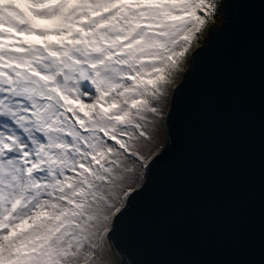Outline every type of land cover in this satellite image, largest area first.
Instances as JSON below:
<instances>
[{
	"label": "snow or ice",
	"instance_id": "1",
	"mask_svg": "<svg viewBox=\"0 0 264 264\" xmlns=\"http://www.w3.org/2000/svg\"><path fill=\"white\" fill-rule=\"evenodd\" d=\"M226 3L0 0V264H116Z\"/></svg>",
	"mask_w": 264,
	"mask_h": 264
},
{
	"label": "water",
	"instance_id": "2",
	"mask_svg": "<svg viewBox=\"0 0 264 264\" xmlns=\"http://www.w3.org/2000/svg\"><path fill=\"white\" fill-rule=\"evenodd\" d=\"M223 18L115 237L126 264H264V3Z\"/></svg>",
	"mask_w": 264,
	"mask_h": 264
},
{
	"label": "rangeland",
	"instance_id": "3",
	"mask_svg": "<svg viewBox=\"0 0 264 264\" xmlns=\"http://www.w3.org/2000/svg\"><path fill=\"white\" fill-rule=\"evenodd\" d=\"M116 264H118V261L116 262Z\"/></svg>",
	"mask_w": 264,
	"mask_h": 264
}]
</instances>
